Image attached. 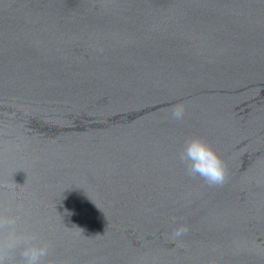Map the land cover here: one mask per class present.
<instances>
[{
	"label": "water",
	"instance_id": "obj_1",
	"mask_svg": "<svg viewBox=\"0 0 264 264\" xmlns=\"http://www.w3.org/2000/svg\"><path fill=\"white\" fill-rule=\"evenodd\" d=\"M5 210L43 264H264V0H0Z\"/></svg>",
	"mask_w": 264,
	"mask_h": 264
},
{
	"label": "clouds",
	"instance_id": "obj_2",
	"mask_svg": "<svg viewBox=\"0 0 264 264\" xmlns=\"http://www.w3.org/2000/svg\"><path fill=\"white\" fill-rule=\"evenodd\" d=\"M185 115L183 105H174L171 116L182 121ZM179 160L189 176H199L210 186H222L227 176L223 160L213 148L200 137L187 138L179 152ZM20 211V209H18ZM20 216L5 210L0 211V264H11L12 253L19 250L20 264H43L50 245L39 240L37 234L19 228ZM188 231L186 225L173 230L174 237H181Z\"/></svg>",
	"mask_w": 264,
	"mask_h": 264
}]
</instances>
